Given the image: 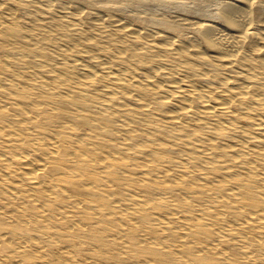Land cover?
I'll list each match as a JSON object with an SVG mask.
<instances>
[{"label": "bare ground", "instance_id": "6f19581e", "mask_svg": "<svg viewBox=\"0 0 264 264\" xmlns=\"http://www.w3.org/2000/svg\"><path fill=\"white\" fill-rule=\"evenodd\" d=\"M0 264H264V0H0Z\"/></svg>", "mask_w": 264, "mask_h": 264}, {"label": "rangeland", "instance_id": "374dc122", "mask_svg": "<svg viewBox=\"0 0 264 264\" xmlns=\"http://www.w3.org/2000/svg\"><path fill=\"white\" fill-rule=\"evenodd\" d=\"M156 7H157V3L156 2H153L152 8H156Z\"/></svg>", "mask_w": 264, "mask_h": 264}]
</instances>
